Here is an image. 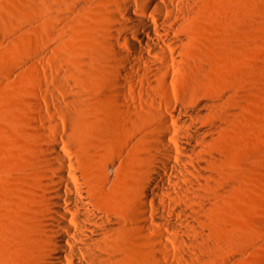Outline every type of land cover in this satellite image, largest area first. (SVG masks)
I'll return each instance as SVG.
<instances>
[{
  "label": "bare ground",
  "instance_id": "obj_1",
  "mask_svg": "<svg viewBox=\"0 0 264 264\" xmlns=\"http://www.w3.org/2000/svg\"><path fill=\"white\" fill-rule=\"evenodd\" d=\"M198 2L122 0L118 10L127 20L118 22L128 51L118 45L120 37L113 39L112 54L122 61L109 65L113 93L96 88L88 101L68 84L60 96L42 95L47 107L37 106L33 130L25 132L30 151L0 173L7 182L3 194L0 189V228L13 256L0 249V264H158L155 247L174 256L164 230L180 232L176 244L192 252L183 260H198L189 232L199 229L192 205L204 209L206 180L221 161L213 104L195 93L194 80L179 77L184 71L175 64ZM137 3L151 20L130 12ZM179 87L188 94H178ZM145 92L155 102L148 117ZM75 104L103 114L105 131L80 129L83 120L70 108ZM11 198L19 208L12 217L6 214ZM11 223L26 233L9 238Z\"/></svg>",
  "mask_w": 264,
  "mask_h": 264
},
{
  "label": "rangeland",
  "instance_id": "obj_2",
  "mask_svg": "<svg viewBox=\"0 0 264 264\" xmlns=\"http://www.w3.org/2000/svg\"><path fill=\"white\" fill-rule=\"evenodd\" d=\"M121 3L0 0V173L30 151L25 132L33 130L37 106L47 107L42 95L60 96L68 84L88 101L96 88L113 93L109 65L122 62L112 54L113 39L120 37L118 45L128 51L118 22L126 19V11L118 10ZM130 12L152 19L138 3ZM185 33L189 40L175 64L184 71L179 77L194 80L195 93L213 104L209 113L221 121L213 140L221 161L206 180L204 209L192 205L199 229L189 232L198 260H183L192 252L176 244L180 232L164 230L162 239L174 256L168 258L155 247L158 264H264V0H199ZM7 36L9 44L4 42ZM128 38L136 41L133 34ZM131 68L140 81L138 68ZM176 92L188 94V88ZM146 93L143 114L148 117L155 102ZM70 108L83 120L80 129L105 131L103 114L86 113L77 104ZM147 127L149 123L144 131ZM115 130L108 133L115 137ZM6 183L0 177L2 194ZM9 202L6 214L12 217L19 208L16 202L12 206L13 198ZM8 229L11 239L26 233L22 224L11 223ZM195 236L203 240L196 242ZM5 238L0 228V249L13 257Z\"/></svg>",
  "mask_w": 264,
  "mask_h": 264
}]
</instances>
